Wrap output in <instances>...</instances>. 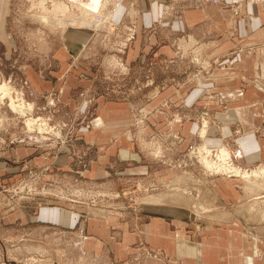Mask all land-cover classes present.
Returning a JSON list of instances; mask_svg holds the SVG:
<instances>
[{"label": "rangeland", "instance_id": "obj_1", "mask_svg": "<svg viewBox=\"0 0 264 264\" xmlns=\"http://www.w3.org/2000/svg\"><path fill=\"white\" fill-rule=\"evenodd\" d=\"M124 1L107 0L95 13L70 0L0 1V264H226L229 248L230 261L236 260L242 238L218 228L204 231L212 211L223 208L206 188L215 177L264 181V161L241 165L229 142L201 141L198 130L204 137L219 111L189 110L181 104L189 93L176 92L194 74L212 76L222 62L206 59L190 34L173 31L162 39L175 49L170 59L153 55L129 67L123 56L133 26L123 23V11L113 21ZM177 1H162L167 17ZM181 37L184 44L174 45ZM31 69L42 80L51 71H69L90 85L73 90L64 103L59 83L35 93L27 77ZM98 97L106 104V120ZM207 97L221 99L216 92ZM159 101L164 105H153ZM153 115L164 126L151 125L146 133L142 123ZM128 116L133 124L126 128ZM191 122L195 140H183ZM125 134L128 140L115 139ZM161 202L162 211L145 212ZM113 212L120 220L103 229ZM189 243L210 247L201 262Z\"/></svg>", "mask_w": 264, "mask_h": 264}, {"label": "crops", "instance_id": "obj_2", "mask_svg": "<svg viewBox=\"0 0 264 264\" xmlns=\"http://www.w3.org/2000/svg\"><path fill=\"white\" fill-rule=\"evenodd\" d=\"M162 1L125 0L121 10L114 15L113 21L117 22L123 11L125 14L123 23L133 26L132 36L125 46L123 61L129 67L135 68L144 64L148 57L153 55L157 59L166 61L171 58L167 56H171L172 50L175 49L162 39L173 31L190 34L192 41H195L193 43L196 46L199 45L198 49L201 48L204 51L206 59H217L222 64L227 63V66L222 67L226 69L218 67L219 63L213 67L212 76H208V71L206 75L199 72L194 74L196 75L194 80L188 85L180 84L178 89H175L178 93H189V100L181 103L185 108L197 110L205 107L211 111H219L214 115L216 124L207 126L204 137L199 136L198 130V137L209 146H220L229 142L236 162L241 165L251 166L264 161V138H259L261 134L257 135V132L261 130L264 137V83H262L264 79V3H243L238 14L234 15L232 8L223 4L181 0L175 2L172 15L167 17ZM3 23L1 19L0 28L4 26ZM183 39L181 37L180 41L175 42L174 45L181 46L184 44ZM174 57L175 54H173ZM28 73L27 77L36 94L43 93L58 83L59 86H63V97H61L64 103H68L69 100L71 102L73 90L80 87L85 89L90 85L86 83V77H80L69 71L61 73L51 71L52 77L45 80L40 79L32 69ZM62 76H64L63 80L59 79L55 82V78ZM246 81L249 84H246ZM214 92L218 93L221 99L213 101L207 97ZM102 98L98 97V109L100 116L106 120L108 113L105 111L106 104L102 103ZM158 100H160L159 97ZM153 105L163 106L164 104L159 101ZM160 117L153 115L148 117L147 123H142L146 133L151 132V125L164 126V123H160ZM123 120H125L126 128L133 124L129 116ZM196 129L194 122L186 123L183 140L194 141ZM125 135L115 139L128 140L127 134ZM127 157L134 158L130 155ZM206 191L210 193L212 202L215 199L216 203H220L223 208L219 206L212 211L207 221L210 226H205L204 231L209 233L219 229L225 236L236 235L243 239V241L240 240L241 244L235 245L234 252L237 253L235 261H230L229 254L232 250L229 248L226 264H264V181L257 180L246 184L245 181L215 177L212 184L207 185ZM225 206L231 207L226 209ZM251 206L254 207V214L250 212ZM174 207L176 209L177 206L174 205ZM163 208H165L164 202L157 205L151 204L145 212L162 211ZM120 217V214L113 212L106 222L100 225L103 229H110L115 225L116 220H120ZM143 228L146 229L147 226L144 225ZM243 228L248 229L247 234L242 233ZM148 234L154 237L165 235L160 231H152ZM180 235L176 237L177 251L182 249L183 240L180 239ZM228 243L231 245L230 240L227 241V247ZM187 245L191 251H194L192 257L197 262H201L202 254L210 248L201 244L198 250L192 243Z\"/></svg>", "mask_w": 264, "mask_h": 264}, {"label": "bare ground", "instance_id": "obj_3", "mask_svg": "<svg viewBox=\"0 0 264 264\" xmlns=\"http://www.w3.org/2000/svg\"><path fill=\"white\" fill-rule=\"evenodd\" d=\"M70 1H72V2H75V3H77L79 6H82V8L84 7V8H86L87 10H89L88 12H93V13H95V12H98L99 10H100V7H102L103 5H106L107 4V0H70ZM218 1H224V0H217L216 2H218ZM237 1H239V0H237ZM123 1H121V2H119L118 4L120 5V3H122ZM225 2V1H224ZM229 3L230 4H234V2H232V1H229ZM246 3H252V2H246ZM256 3H264V0H258V2H256ZM116 5V7H118L119 5ZM238 6L240 7L241 6V2L238 4ZM115 7V8H116ZM114 8V9H115ZM114 9H112V10H114ZM238 11H239V8H238ZM238 13V12H237ZM237 13H235V14H237ZM0 88H4V87H0ZM1 91L3 92V89H1ZM12 104V103H11ZM18 105H20V106H16V104L15 105H13V106H11V107H13L15 110H19V111H24V108L21 106V104H18ZM31 108V107H30ZM13 109V110H14ZM29 110V109H28ZM16 111V112H17ZM27 111V110H26ZM23 113V112H22ZM20 114H21V112H20ZM24 114V113H23ZM33 121V120H32ZM36 121V120H35ZM30 123V122H29ZM98 123V122H97ZM31 124V123H30ZM34 124V123H33ZM37 124V123H36ZM99 125V124H98ZM245 176H247L246 174H244V177Z\"/></svg>", "mask_w": 264, "mask_h": 264}, {"label": "built area", "instance_id": "obj_4", "mask_svg": "<svg viewBox=\"0 0 264 264\" xmlns=\"http://www.w3.org/2000/svg\"><path fill=\"white\" fill-rule=\"evenodd\" d=\"M212 2H216L217 0H211ZM224 1H226L227 3H229V1H232V2H234V4H235V6H233L232 7V10H233V12L234 13H237L238 12V8H239V6H238V4L241 2V3H243V2H258V0H239V1H237V0H224Z\"/></svg>", "mask_w": 264, "mask_h": 264}]
</instances>
